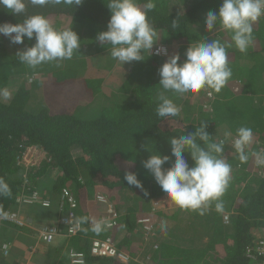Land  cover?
<instances>
[{
    "label": "trees",
    "instance_id": "16d2710c",
    "mask_svg": "<svg viewBox=\"0 0 264 264\" xmlns=\"http://www.w3.org/2000/svg\"><path fill=\"white\" fill-rule=\"evenodd\" d=\"M107 3L83 0L75 7L64 0H48L43 6L28 3L19 16L0 8V24H18L27 16L42 14L57 29L72 28L80 39L71 59L31 68L16 54L34 45L35 37L12 44L0 34V89L11 93L8 99L0 97V179L10 189V195H0V218L33 207L28 212L31 219H23L24 226L2 224L15 230L0 234L1 256L6 246L10 249L8 257H0V264H23L24 256L40 246L47 250L48 264H79L73 254L83 256L80 264H257L256 239L264 228V166H257L251 156L241 163L232 141L239 127H250L254 140L248 152L264 150V16L253 23V43L241 53L231 33L219 25L206 31L207 13H218L222 0H155L148 19L164 38L149 53H141L143 61L123 65L111 57L109 45L96 40L110 20ZM173 21H177L175 29ZM201 39H219L226 46L231 78L219 92H165L180 112L159 117L156 109L164 91L159 85L160 67L175 54L182 64L187 49ZM87 44L94 49L91 55L113 65L109 72L89 67L83 51ZM161 47L166 53L156 54ZM116 63L128 70L118 81H114ZM204 121L216 142L225 140L222 155L232 167L229 186L220 198L223 210L217 211L215 202L204 215L177 207L173 214L159 217L168 222L164 229L152 225L143 230L142 221L155 214L153 205L160 200L167 203L143 161L157 152L170 157L164 168L171 167L170 139L195 131ZM31 148L46 153L39 167L19 164ZM183 155L189 167L194 166L190 153ZM129 171L137 174L143 190L124 179ZM64 190L71 194L75 208L68 201L63 204ZM100 197L107 201L106 214L99 212L97 218L94 211L97 203L102 204ZM44 201L51 205L45 207ZM70 213L75 216L74 229L78 225L76 234L63 223ZM113 216L114 230L107 229V223L99 233L92 230V220L109 222ZM46 228L58 231L51 244L41 240ZM60 237H65L62 248ZM138 237L145 241L144 248L135 243ZM108 239L127 256L126 262L92 254L95 241Z\"/></svg>",
    "mask_w": 264,
    "mask_h": 264
},
{
    "label": "clouds",
    "instance_id": "9594fccd",
    "mask_svg": "<svg viewBox=\"0 0 264 264\" xmlns=\"http://www.w3.org/2000/svg\"><path fill=\"white\" fill-rule=\"evenodd\" d=\"M47 2L0 0V8L19 16L26 12L28 3L43 6ZM64 2L76 7L83 0ZM107 7L111 13L107 30L98 33L96 40L101 45H109L111 57L123 65L143 61L144 55L141 53H149L158 41L157 31L148 19V13L156 7L155 0H147L143 4L138 0H108ZM261 16H264V0H222L218 13H207L205 28L211 32L219 25L231 33L234 46L241 53H246L253 43V23ZM176 27L177 21H173L172 28ZM0 34L8 37L12 44H23L25 37L29 40L35 37L34 45L16 54L21 63L31 68L46 62L69 60L80 47L79 36L72 28L57 29L42 14L27 16L18 24H0ZM160 51L157 49V54ZM164 51L166 53V49ZM185 55L182 64L178 63L179 54H175L159 69V85L164 90L159 96L160 103L156 109L159 117H175L180 112V108L165 92L171 91L178 95L198 93L203 89L219 92L232 76L226 46L219 39L208 42L201 39L191 44ZM10 95L7 88L0 89V97L8 99ZM206 129L204 121L195 131L170 139L171 158L174 161L171 167L164 168L170 157L157 152L143 161V167L151 173L167 199L181 209L197 211L200 215H204L213 202L217 211L223 210L220 198L229 186L232 172L231 164L222 155L225 140L216 142ZM253 140V130L241 126L236 130L232 144L241 163H247L251 156L257 166H264V150L248 152ZM186 152L190 153L194 162L192 167L184 158ZM124 179L129 185L143 190L136 173L125 172ZM0 195H10V189L2 179ZM91 223L92 230L99 233L107 222L99 219Z\"/></svg>",
    "mask_w": 264,
    "mask_h": 264
},
{
    "label": "built area",
    "instance_id": "2783aa9c",
    "mask_svg": "<svg viewBox=\"0 0 264 264\" xmlns=\"http://www.w3.org/2000/svg\"><path fill=\"white\" fill-rule=\"evenodd\" d=\"M160 49V53L158 55L164 54L165 53V48L161 47L158 48ZM156 54H157V50H156ZM46 158V153L37 149V148H31L28 151H26V153L23 154V156L18 159L19 160V164L25 166L26 168H33V167H39V165L41 164V162L44 161V159ZM37 197H34L32 199V201L36 202ZM63 201H68L69 205L71 208H75V201L73 200L71 194L69 193L68 190H64L63 193V197H62V202ZM26 203H31L30 201H25ZM100 202L107 203L106 199L104 197H100ZM63 204H65L63 202ZM43 205L45 207H49L51 205V203L49 201H44ZM111 213V211H110ZM227 220V218H226ZM5 221H9L11 223H15L16 225H18L19 227L24 226V221L23 218L20 217L19 213H8L5 215L4 218H0V227L2 226V224ZM74 221H75V216L73 213H70L69 216L67 218L63 219V223L66 226H69L70 229L72 230V233L76 234L77 233V228L78 225L76 226V228L74 229ZM116 227V222H115V217L113 216L111 218V221L107 222V229H113ZM142 228L143 230H149L150 228H152V224H151V219L147 218L144 219L142 221ZM57 230L56 229H43L40 233L41 235V240L44 241L47 244H51L54 241L55 236L57 235ZM38 249H34L32 250L33 253H37ZM3 256L4 257H8L10 254V249L9 247H5L3 250ZM92 254L94 256L97 257H102V258H114V257H119L121 258L123 261H127L128 258L122 254L121 252L118 251L116 244L112 241V239H108V240H97L94 242L92 250H91ZM72 257L74 258V263H82L83 262V256L82 255H75L73 254ZM254 259L256 261L257 264H262V261H258L256 259H262L264 260V228H263V233L259 234L257 236L256 239V251L254 254ZM260 262V263H259Z\"/></svg>",
    "mask_w": 264,
    "mask_h": 264
},
{
    "label": "rangeland",
    "instance_id": "374dc122",
    "mask_svg": "<svg viewBox=\"0 0 264 264\" xmlns=\"http://www.w3.org/2000/svg\"><path fill=\"white\" fill-rule=\"evenodd\" d=\"M163 38H164V36L163 35H158V41H157V43L156 44H154V46H156L158 43H160V41H162L163 40ZM84 52H86V54H87V57H86V59L88 60V63H89V67H93V68H95V67H97V69L98 70H101V69H104L103 70V72H105V73H107V72H109V67L110 66H113V65H106V63H103V61L102 60H98V57H95L94 55H91V51L93 52L94 51V49L91 47V45H89V44H87V45H85V47H84V50H83ZM113 64V63H112ZM115 67V69H117V71H116V74H117V76L115 77V79H114V81H118V79H123V76L127 73V69H124L120 64H115L114 65ZM107 67V68H106ZM111 68V67H110ZM26 201H28V200H26ZM24 205H27L26 203L24 204ZM28 205H31V204H28ZM105 207H106V204H101V209H98V210H100V211H97V212H100L103 216L106 214V210H105ZM177 207L178 206H176L171 200H169V199H167V203L165 202V201H163V200H160V201H158V202H156L154 205H153V208H154V211H155V214L154 215H152L151 217H149L150 219H151V224L153 225V226H155L156 227V225L159 227V228H161V229H164L165 227H166V225L168 224V222H166V221H164L163 219H161V218H159L161 215L162 216H164V215H171V214H173L176 210H177ZM26 212H28V210L29 211H32L33 210V207H29V206H26ZM170 211V212H169ZM161 216V217H162ZM158 219H160V221L158 220ZM169 225H170V223H169ZM35 226V225H34ZM34 226H31L32 228L34 227ZM35 228H38V227H35ZM15 229L13 228V231H14ZM160 230V229H159ZM7 231H9L10 233H11V231L10 230H7ZM175 231L176 230H174V231H172L171 232V234L172 235H174V233H175ZM204 232V231H203ZM143 238H139L138 237V240L137 241H135V243H141L142 245H143V242H145V241H143L142 240ZM136 247V246H135ZM137 248V247H136ZM142 248H144V245H143V247ZM146 248V247H145ZM43 249V251L45 252V251H47V250H45V247H43L42 248ZM143 251V250H142ZM15 254H17L18 256H22V255H20V253H15ZM46 254V253H45ZM138 254L140 255L139 257H138V260L142 263V262H144L143 261V259L141 258L142 257V252L141 251H139L138 250ZM45 256H47V254L45 255ZM0 257H2L1 256V254H0ZM25 257V256H24ZM3 258V257H2ZM5 258V257H4ZM3 258V259H4ZM47 258V257H46ZM49 261V260H48ZM48 261H46V263L45 264H48ZM147 262H148V260H147ZM149 264V263H148Z\"/></svg>",
    "mask_w": 264,
    "mask_h": 264
},
{
    "label": "crops",
    "instance_id": "0c3cea01",
    "mask_svg": "<svg viewBox=\"0 0 264 264\" xmlns=\"http://www.w3.org/2000/svg\"><path fill=\"white\" fill-rule=\"evenodd\" d=\"M100 191V190H99ZM107 191V190H106ZM105 192V190H101V194ZM97 209H101V205H99L97 203V206H95V210L94 211V214L95 216L98 218L100 216V213L97 212V211H100V210H97ZM27 209H23L22 211L19 212V215L21 218H23L25 221H28L31 219V216L28 215V212L30 213V211L28 210V212H26ZM7 230H13V227L10 226V225H3L0 227V234H4L5 232H7ZM58 240V245L63 246V241L65 240V237H60ZM44 246H40L38 247V252L37 253H34V254H28L24 257L23 259V264H45L47 260V258L45 257V253L47 251H43V248ZM65 249V247H64ZM46 250V249H45ZM127 257V256H126Z\"/></svg>",
    "mask_w": 264,
    "mask_h": 264
}]
</instances>
